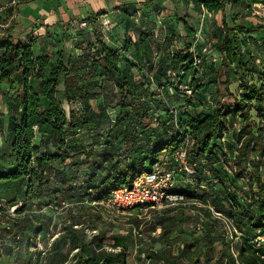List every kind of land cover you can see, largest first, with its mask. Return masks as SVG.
<instances>
[{"label":"trees","instance_id":"trees-1","mask_svg":"<svg viewBox=\"0 0 264 264\" xmlns=\"http://www.w3.org/2000/svg\"><path fill=\"white\" fill-rule=\"evenodd\" d=\"M193 1L213 15L221 14L222 27L210 47L221 55V62L234 68L237 93L229 90L227 77L219 82L215 62H204L201 53H195L189 44L174 49L171 62L179 66L183 78L187 72L207 69V65L213 74H208L206 81L194 76L187 80V90L195 86L197 97H187L180 106L177 128L169 121L161 123L162 139L154 141L152 146L142 145L135 137L137 130L141 134L154 131L152 103L163 102V97H156L158 90L151 89L153 84L149 88L147 85L149 71H145L144 63L150 58V29H137L135 39L125 34L121 46L116 47L100 37L95 17L91 22L94 39L86 37V27L82 29L81 38L74 43L78 53L60 49L55 55H35L34 37L23 41L14 36V24L2 27L6 21L0 22V104L5 100L7 105L5 140L9 149L6 157L0 152V159H7L10 166L6 168L0 163V182L23 180L24 205H29L30 196L29 203L36 202L38 209L47 205L55 209L63 204L68 206L66 211L76 213L62 218L58 236L42 250L38 249L36 239L43 238L51 217L32 211L11 217L2 214L4 209L0 207V218L7 217L0 220V231L8 235L14 231L23 234L17 254L22 250L23 264H125L128 237L120 233L108 235L109 229L98 228L96 222L101 220V209L114 212L100 201L112 189L130 184L139 172L163 166L160 154L174 155L186 138L187 160L194 171L190 175L177 172L178 182L169 192L199 202L202 225L189 235L171 239L166 236L164 247H150L146 258L164 264H264V243L255 242L264 240V54L249 47L257 39L256 34L264 36V20L247 19L232 25L226 21L227 7L230 10L241 5L251 11L255 4L264 6V0ZM187 17L191 15L177 16L176 20L191 37L195 32ZM62 27L65 29L67 25ZM176 30L170 33L167 44L178 36ZM130 48L138 50L132 51L137 62L125 55ZM86 50L94 52L89 59L84 55ZM196 57H201L199 64H195ZM153 69L157 86H163L158 77L165 69L162 66ZM134 73L138 74L137 80L130 82L129 77ZM220 83L225 89L223 98ZM61 84L69 111L61 106ZM212 87L215 102L208 105L203 98ZM112 97L115 103L109 99ZM104 124L105 129L109 127L108 137L99 141ZM85 128L95 131L78 134V130ZM112 128L124 130L118 135L112 133ZM128 129L132 134L130 139L126 137ZM37 132L54 135L56 148L46 150L35 142ZM127 140L130 147L125 145ZM97 147H103L100 155ZM144 148L147 155H140ZM226 156L232 160L231 173L223 169ZM176 165L173 161L169 167L177 168ZM183 175L189 181L180 189L178 184L184 182ZM245 175L249 177L248 188L241 200L237 189L239 179ZM16 203L12 199L8 205ZM24 205L16 209V214L24 210ZM211 207L231 221L232 238ZM219 222L225 230L214 233L208 224L214 227ZM106 245L112 249L105 248ZM13 248L11 243L4 246L0 242V257H12L17 264Z\"/></svg>","mask_w":264,"mask_h":264},{"label":"rangeland","instance_id":"rangeland-1","mask_svg":"<svg viewBox=\"0 0 264 264\" xmlns=\"http://www.w3.org/2000/svg\"><path fill=\"white\" fill-rule=\"evenodd\" d=\"M187 1V0H184ZM188 3V2H187ZM186 3V4H187ZM184 2V6H182V10H180V15H184V11L186 12L188 9V6ZM198 11V10H197ZM170 14H167L164 16L165 17V22L166 26L161 25L160 27H156L155 32H152V40L150 45L148 46L149 50V62L144 63V68L146 69L145 71H149V74H147V77L149 78V83L148 88L150 84L151 89H156L158 90V94L156 97H163L162 103H158L157 101L155 103H152L153 105V127L154 131L148 130L145 132V134H141L138 130L135 132V137H137L138 141L142 145L145 143L150 146L154 144V141H158L162 139V131H161V123L166 121H169L173 125L174 128H177L178 125L176 124V121L178 119V110L180 109V106L183 105L185 99L187 97H190L191 95L195 98L198 95V92L195 91V86H192L190 91H187V83L188 81L183 78L181 75L180 68L177 64H174L171 62V54L172 51L176 48H182L186 46L187 44L190 45L191 49H198L202 50L206 47L204 45L206 44L208 46L207 50L204 49V52H200L201 56H203L204 62L207 61L209 62H215L216 66L214 69L216 70V75L217 78L220 81H223L227 76L233 77L234 78V72L232 69L227 66L225 63L221 62V59L219 56H216L214 54H211L210 52L215 51L210 47V45L213 43V39H217L218 33L220 32L219 29H221V14L218 13L215 15H206L205 17L198 18L196 14L195 16L192 17H187V20L189 23H191L193 29H194V34L191 37H188L186 35V32L183 31L182 33L178 32V36L172 41V43L167 44V40L169 38L170 33L174 30L177 29L174 26V20L170 18V15L173 16L174 10H169ZM202 13H206L203 11ZM227 18L229 21V24L232 25L233 23H242L244 20L250 19L253 21H258V20H264V6L262 4H255L253 5V8L251 11H248L247 9H244L241 5H234L229 8L227 7ZM159 17H162L160 15ZM205 20V24L210 26V24L213 22H216L218 24L217 28H213L212 31L207 35H204L202 31H200V23L201 20ZM227 20V19H226ZM99 27V23H97ZM209 31V30H208ZM203 33L204 40L200 38V35ZM257 39H254L253 42L249 45V47L254 51L255 53L261 52L264 54V36L262 34L257 35ZM86 44V42H85ZM204 44V45H203ZM252 45V46H251ZM138 50H133V48H130L128 52L125 54L126 56L130 57L132 61L137 62L138 60L134 58V53ZM206 51L207 54H204ZM94 52L92 50H86L85 52V57L90 58ZM90 61V60H89ZM158 61V62H157ZM203 63V62H202ZM256 63H260L256 61ZM206 64V63H205ZM164 65V66H163ZM163 67L165 69V72H162L164 74L160 75L158 77L159 82L163 84V86H157L158 84L155 82V76L154 74V69L153 67ZM207 70L203 72L201 75L202 78L207 80V75L210 73L208 70H210V66H206ZM203 68V67H202ZM213 69V68H212ZM213 69V70H214ZM144 71V72H145ZM158 76V75H157ZM138 74L134 73L131 75L129 78L130 82L137 80ZM222 78V79H221ZM190 87V86H189ZM210 89H213L210 88ZM219 91H220V96L222 97L225 94V89L224 85L220 83L219 85ZM211 92V90H210ZM72 95V94H71ZM223 98V97H222ZM112 99V102H116V99L114 97L109 98ZM213 100V99H212ZM168 109L167 112L164 109ZM116 111L113 110L112 114ZM252 115L256 117V113L253 110ZM114 117V114L112 118ZM258 119V118H257ZM105 124L101 127V130L103 131L102 134H100L102 137L99 138V141H104L107 139L108 136H106V131H108L109 127L105 129ZM239 124L235 125V128H238ZM99 129V128H98ZM124 128H112V133L118 134L119 132L123 131ZM78 134L83 135L85 133H93L95 129L91 128H85L78 130ZM128 136L127 139H130L132 134H130V130L128 129ZM153 134H152V133ZM7 133V128L4 122H0V152L4 157L7 156V153L9 151L7 142L5 140V136ZM264 133V129H263ZM120 135V134H118ZM228 135V134H227ZM228 137V136H227ZM56 137L53 135H45L43 138L40 140L41 146L45 148L46 150H53L56 148ZM186 140V139H185ZM184 140V142H185ZM86 141H89L86 139ZM149 141V142H147ZM125 145L129 144V140L126 141ZM99 152V155L102 152L103 147H97L96 148ZM140 155H147V150L144 148L143 151L139 152ZM161 160L163 161V167H169L172 166L173 161H174V156L173 153L167 152V153H161L160 154ZM231 158L226 156L224 158V165L228 168L231 167ZM4 160V166L6 168H9V162L7 159ZM227 162V163H226ZM223 167V169L226 172H229L226 167ZM100 173V172H99ZM231 173V171L229 172ZM184 182L179 183L178 187L180 189H183V186L185 188V183L188 182L189 180L187 179V176L183 175L182 177ZM248 175H245L243 178L239 179V186L240 188L237 189V192L239 194L238 198L242 200V193L243 191L247 190L248 188ZM193 186L197 187L196 184H193ZM176 187V189L178 188ZM25 188V182L23 180H18V181H11V182H0V207L4 209V211H1L2 214L6 213V215H10L11 217L15 216H21L25 212H30L32 211L33 213H40V211L43 209H49L54 212H60L59 214V225L57 228H54L51 225L46 226L45 229H51L50 231L54 230L57 232L59 230V227L61 228L62 226V218L66 217V214H71V215H76L72 213V211H66L67 205L61 204L60 207H56L55 209L52 208V205H47L42 207V209H38L36 202H32L31 204L29 203L30 201V196L29 199H27L28 204L30 205H24L25 198L23 197V190ZM31 194L34 195L33 190L31 191ZM12 199H16V204L19 203V201H22V205H24V210L21 211L20 213L16 214V209L19 206H15L14 208H11L8 204ZM35 201V200H33ZM32 205V207H31ZM63 205V207H61ZM66 206V207H65ZM198 206H200L199 202L196 201H191L190 199H187L183 195H178L176 196L175 200L172 202H169L165 204L163 207L160 208H148V209H138V207H135L130 210H123V211H118V212H111L105 209H101V220L96 222L97 226L99 229H106L108 230V235L110 233H120L121 235H127L128 237V242H129V249H128V256L126 259L125 264H164L163 261H150L146 258L145 253L146 251L152 247L154 249H160L164 247V241L163 239L168 236L170 239L172 237H177V236H183V235H189V233L193 232L195 230L196 226L202 225V220H201V214L200 211L198 210ZM5 217V215L3 216ZM0 218V220L4 221L7 217ZM4 219V220H3ZM7 220V219H6ZM175 225V226H174ZM209 226H212V231L215 232H223L225 230V226L223 224L219 223H214L213 224H208ZM174 226V227H173ZM58 229V230H57ZM207 230V228H206ZM196 231V230H195ZM93 233H97V231H93ZM167 233V235H166ZM22 232L17 231L13 232L11 235L5 234L2 231H0V242L2 245H11L14 247L12 249L13 256L15 257V261L17 264H23V252L22 250L20 251V254L17 256L18 251H19V246H20V239H22ZM43 234H41L42 236ZM38 240L36 239V242ZM39 241L42 242L40 249L46 250L48 247L43 246V241L42 238H39ZM257 244L259 243H264L263 239L262 240H256L255 241ZM177 245V244H176ZM38 247V246H37ZM38 247V249H39ZM107 249H112L111 247H108L107 245L105 246ZM175 251V250H174ZM6 257L4 258L3 256L0 257V264H14V260L12 257L8 258L7 261H5Z\"/></svg>","mask_w":264,"mask_h":264},{"label":"crops","instance_id":"crops-1","mask_svg":"<svg viewBox=\"0 0 264 264\" xmlns=\"http://www.w3.org/2000/svg\"><path fill=\"white\" fill-rule=\"evenodd\" d=\"M184 2L185 4L188 2L186 4L188 9L186 12H183L184 15L187 13L192 16L198 14V18L200 16L203 18L206 15H212L203 7H197L193 0H0V22L2 20L6 21V24L2 25V27L14 24V36L21 38L23 41L34 37L32 49L35 55L45 53L55 55V52L60 49H65L68 53L76 54L79 50L75 47L74 43L77 39L81 38L79 33L82 32V29L86 27L84 29L86 37L94 39L91 22L95 17H97V23H99L100 37L116 47L121 46L125 34H129L135 39L134 31L136 32L137 29H150L152 32H155L156 27H160L163 24V26H166L164 16L166 13L170 14L169 10L175 11L173 16H171L172 14L170 15V18L174 20L173 24L178 32L182 33L185 30L182 23L176 20V17H182L180 10H182ZM203 11L207 12V14L202 13ZM160 15L162 17H159ZM83 19H87V21L85 20L87 23L85 27L80 26V22ZM226 19L229 23L228 18ZM63 25H67V27L63 29ZM135 26L136 28L134 29ZM199 26L200 31L204 35H208L213 28H217L218 24L213 22L208 27L205 24V20L202 19ZM203 33L200 35L202 40H204ZM212 41L214 42L215 39ZM204 47L207 50L208 46L206 44ZM204 49L201 51L198 49L192 50L198 54L204 52ZM210 53L219 56L221 59V55L218 52L212 51ZM204 54H207L206 51ZM205 70L207 69L199 68L195 73L191 71L187 72L185 79L189 80V78L194 76L200 77L201 81H203L205 79L201 75ZM211 73L213 74V71L209 74L211 75ZM226 77L229 79V90L237 93L238 81L236 75L234 74V78L227 75ZM210 90L211 92L205 93L203 100L205 102L207 100L208 105H213L215 100L214 93L212 92H214L215 88L213 87ZM59 98L63 109L69 111L70 105L63 96V84L60 86ZM0 112V119L7 126V105L5 100L0 104ZM35 129L37 130V127ZM43 136V132H37L35 142L40 143ZM0 163L4 164L5 162L3 159H0ZM38 214L48 215L51 217V220L47 221V223L53 229L58 227L60 212L42 209ZM50 230L46 229L43 232V246L49 247L58 236L61 228L59 227L57 232ZM7 260L8 257L6 256L5 261Z\"/></svg>","mask_w":264,"mask_h":264},{"label":"built area","instance_id":"built-area-1","mask_svg":"<svg viewBox=\"0 0 264 264\" xmlns=\"http://www.w3.org/2000/svg\"><path fill=\"white\" fill-rule=\"evenodd\" d=\"M106 24V22H105ZM86 21H81L80 26L85 27ZM201 57L195 58V64H199ZM188 138L183 142L174 152V161L177 163V168L163 167L157 165L150 170H143L135 175L130 184H121L112 189L109 194L101 199L100 204L110 208L112 211L118 212L123 210H130L135 207L138 209L160 208L165 204L175 200L177 194L169 192L177 182V172L184 171L186 174L193 173V167L188 163L186 145ZM226 167V166H225ZM230 172L232 168L226 167ZM22 201L11 206H20ZM213 214L221 218L226 224L227 233L232 238L233 226L231 221L226 219L221 213L216 212L211 207ZM200 228L199 225L197 227ZM234 230V229H233ZM41 241L38 240V246ZM232 252L236 254L235 250Z\"/></svg>","mask_w":264,"mask_h":264}]
</instances>
